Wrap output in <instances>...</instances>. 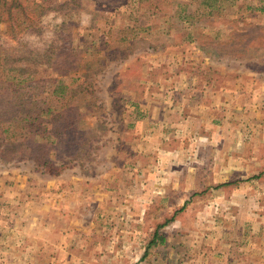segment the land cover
I'll return each instance as SVG.
<instances>
[{
  "label": "rangeland",
  "instance_id": "obj_1",
  "mask_svg": "<svg viewBox=\"0 0 264 264\" xmlns=\"http://www.w3.org/2000/svg\"><path fill=\"white\" fill-rule=\"evenodd\" d=\"M33 2L46 13L34 16ZM21 3L39 24L13 38L12 15L2 16L0 86L35 84L29 95L40 100L68 92L53 105L69 142L44 126L41 149L0 138V264H264V0ZM53 43L54 67L47 57L24 61ZM213 76L220 85L240 79L252 99L251 116L236 119L241 131L224 125L214 139L225 149L203 142L197 156L201 144L186 133L178 155L157 141L154 154H140L138 99L179 95ZM7 103L0 114L11 117L19 109ZM153 165L160 170L139 172ZM162 225L165 244L144 259Z\"/></svg>",
  "mask_w": 264,
  "mask_h": 264
},
{
  "label": "crops",
  "instance_id": "obj_2",
  "mask_svg": "<svg viewBox=\"0 0 264 264\" xmlns=\"http://www.w3.org/2000/svg\"><path fill=\"white\" fill-rule=\"evenodd\" d=\"M243 78H246V75L243 74ZM236 83L238 84H235V86L226 85V83L220 85L214 76L212 79L201 80V83L199 79L197 81L193 79L179 95H166L160 100L159 95L156 97V94L148 93L144 98L138 99V104H140L141 108L144 106L142 110L146 112L145 117L134 126L138 138L137 143L141 145L138 147L140 154H146V152L149 153V156L154 154L155 152L151 148L155 144L151 141H157L158 145L161 143L166 147L172 145L174 150L169 152V154L176 153L178 155L183 152L181 144L189 141L184 138L186 133H194L198 139L196 144H201L198 150L199 155L197 156L202 155V151H204L203 142H207L205 143L207 144L206 150L212 153L222 147L224 150V143L222 145L221 142H217V146L214 143V139L220 138L221 128L225 125L227 130L232 131L236 135L237 132L241 131V127H237L236 119L251 116L253 112L251 103H248L252 101L251 95L247 94L249 86L245 88L242 86L241 88L240 79H237ZM240 89L244 91H240ZM147 108L148 110L146 111ZM260 110H262V105ZM220 112H222L221 115L219 114ZM243 132L246 134V129ZM206 134L207 137L210 135H215L216 137L210 136L204 141V135L206 136ZM228 145L231 148L229 149L232 150L233 145ZM193 148L194 145L192 146ZM157 150H159V157L162 158L164 151ZM234 152L235 150L232 151V153ZM165 154L167 155L166 152ZM170 157L172 158L173 155ZM201 164H197L196 167L201 168L203 166ZM153 168L158 171L161 167L153 165L151 170L139 172L146 176L154 172ZM149 176L153 178L152 174Z\"/></svg>",
  "mask_w": 264,
  "mask_h": 264
},
{
  "label": "trees",
  "instance_id": "obj_3",
  "mask_svg": "<svg viewBox=\"0 0 264 264\" xmlns=\"http://www.w3.org/2000/svg\"><path fill=\"white\" fill-rule=\"evenodd\" d=\"M22 0H11L8 2V0H0V21H3L4 17L7 14L12 15V19H10L9 22L13 23V26L11 25L9 27L10 31L9 34L13 35V38H17V33L21 35V32L27 31V30H36L37 24H39V21H33L34 16H38L40 13V10H42L43 14L46 13L47 8L43 7L40 4H37L35 2L32 3L34 5V12H33V19H30L29 16H31L30 11L28 10L29 7H24V5L21 3ZM40 10H39V9ZM264 10V8H262ZM17 12L21 15H24L25 18L20 23H17L15 21V17L13 16V13ZM13 32V33H11ZM54 47L55 44L53 43L48 51L43 52L40 54L38 59L36 57H25L24 61L28 64H34L37 62V60H44V57H47V64L50 67L55 66L56 59L54 54ZM57 60H60L59 58ZM22 71V70H21ZM23 73H27L22 71ZM32 75H28V77H31ZM30 78H28L29 80ZM4 84V83H3ZM5 85V84H4ZM19 90H13V85H9L6 88L4 86H0V107L5 106V102L7 105L11 108H18V112L14 114L11 117H6V114H0V125H5L7 127H4V129H0V138L4 141H7L12 144H18L25 147V145L30 144H38L36 149H41L42 145L41 143L37 142V135H38V128L40 126H44V131L48 130V127H51V132H56L53 136L58 140L59 145H65L68 146V138L69 133L67 130L65 134L58 133L57 127V115L55 113L57 112V109L54 107L53 103L58 100V103H61V101H64V99H67L68 92L61 91L58 94V91L55 90L52 95H49L45 100L38 99L39 94L35 95H29L30 92L36 91L37 86L34 85H28L24 87V85H18ZM10 94H3L4 90H10ZM12 96V97H11ZM11 98L12 101H5L7 99ZM66 106V105H65ZM8 109V107H7ZM28 110V112H26ZM33 110H36V112H31ZM31 112V113H30ZM19 130V132H17ZM66 129H62V131H65ZM11 132V133H10ZM52 134V133H51ZM56 135V136H55ZM18 137H21L22 140L18 141ZM59 138V139H57ZM21 146V147H22ZM26 148V147H25ZM47 146L43 145V149H46ZM23 152V151H22ZM26 152V151H25ZM35 154V150H31L29 155ZM23 154V153H21ZM27 154V153H26ZM169 222H167L168 224ZM164 227V225L159 226L156 232L153 235L152 240L147 244L146 251L144 253V259L149 257V255L152 253V250H154L159 245H163L166 242V239L164 236L160 235V230Z\"/></svg>",
  "mask_w": 264,
  "mask_h": 264
}]
</instances>
